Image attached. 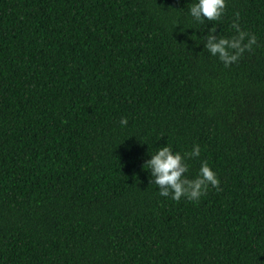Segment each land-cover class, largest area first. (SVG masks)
Returning <instances> with one entry per match:
<instances>
[{
	"label": "trees",
	"instance_id": "16d2710c",
	"mask_svg": "<svg viewBox=\"0 0 264 264\" xmlns=\"http://www.w3.org/2000/svg\"><path fill=\"white\" fill-rule=\"evenodd\" d=\"M193 2L0 0V264H264V0ZM235 13L257 40L225 66ZM164 143L218 186L161 196Z\"/></svg>",
	"mask_w": 264,
	"mask_h": 264
},
{
	"label": "clouds",
	"instance_id": "9594fccd",
	"mask_svg": "<svg viewBox=\"0 0 264 264\" xmlns=\"http://www.w3.org/2000/svg\"><path fill=\"white\" fill-rule=\"evenodd\" d=\"M226 0H194L190 4L189 15L197 22L219 21L225 10ZM236 19L231 21V27L234 32L230 35H220L214 27L209 28L205 49L211 55L216 56L220 61L228 66L231 62H236L240 54L251 48L256 43L255 33H251L242 28L239 23V14L235 13ZM127 117L121 116L120 125L127 124ZM200 145L193 144L190 151L181 153L174 151L167 143L162 144L153 153L150 158L144 162L146 169H150L153 183L158 187L161 196H169L173 200H178L181 196L189 200H198L205 190L211 185L217 187L219 178L213 168L206 160H201L198 173L194 178L185 175L189 169L188 157H197L200 155ZM182 173H185L182 175Z\"/></svg>",
	"mask_w": 264,
	"mask_h": 264
}]
</instances>
